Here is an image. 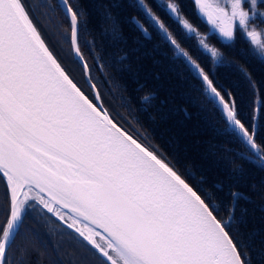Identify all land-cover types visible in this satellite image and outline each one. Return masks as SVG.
I'll return each mask as SVG.
<instances>
[{"label": "snow or ice", "instance_id": "snow-or-ice-1", "mask_svg": "<svg viewBox=\"0 0 264 264\" xmlns=\"http://www.w3.org/2000/svg\"><path fill=\"white\" fill-rule=\"evenodd\" d=\"M112 2L121 8L122 0ZM137 2L203 81L228 125L264 161L256 122L261 109L246 121L235 92L216 84L212 72L181 43L180 34L170 30L155 0ZM192 2L214 36L231 42L239 29L264 56V32L250 27L253 18L264 17L258 8L264 0ZM61 3L70 17L72 51L83 59L78 12L69 0ZM159 6L214 61L222 62L218 49L207 42L209 36L186 18L183 0H160ZM108 19L111 39L125 40L123 26L111 12ZM134 21L148 36L140 19ZM94 99L101 94H86L50 49L23 0H0V264H41L43 253L33 246L40 239L36 230L32 236L23 233L18 258L12 254L29 210L57 218L102 258L101 264H264V204L232 188L235 181L225 180L216 184L222 190L217 195L229 200L228 211L221 214L208 200L211 192L205 196L118 126Z\"/></svg>", "mask_w": 264, "mask_h": 264}, {"label": "trees", "instance_id": "trees-1", "mask_svg": "<svg viewBox=\"0 0 264 264\" xmlns=\"http://www.w3.org/2000/svg\"><path fill=\"white\" fill-rule=\"evenodd\" d=\"M23 2L38 28L46 33L47 42L62 54L71 70H78L83 75L71 50L70 21L58 0ZM69 2L79 15V43L83 57L91 76L101 84L103 97L118 122L157 149L205 196L211 192L208 200L221 214L228 211L229 200L222 194L217 195L222 190L216 188V184L225 180L235 181L230 185L232 188L243 191L256 204H264V163L230 128L218 105L204 90L203 81L191 71L183 57L176 55L174 47L143 13L137 0H122L119 9L112 0ZM155 3L157 12L169 20L170 30L180 34L181 43L212 72L216 84L221 89L235 92L240 100V114L246 121L251 122L259 105L257 132L258 140L264 146V104H261L264 56L239 29L231 42L214 36L210 25L199 17L192 0H183L186 18L201 30L202 35L209 36L210 46L220 51L222 62L214 61L199 45L198 39L188 35L168 16L166 9L159 6L160 0ZM109 12L123 26L125 40L114 42L111 39L113 23L108 19ZM134 18H139L149 29L148 36L136 26ZM133 36L137 39L133 40ZM156 73L160 74L158 79ZM145 96L149 99L145 100ZM3 206L0 198V209ZM33 230L40 233L35 245L47 249L51 256L55 254L58 246L52 242V236L26 214L22 236L13 246L15 258L19 255L23 233L32 236ZM100 259L85 244V264H101ZM41 264L50 263L43 259ZM51 264L60 263L52 258Z\"/></svg>", "mask_w": 264, "mask_h": 264}, {"label": "flooded vegetation", "instance_id": "flooded-vegetation-1", "mask_svg": "<svg viewBox=\"0 0 264 264\" xmlns=\"http://www.w3.org/2000/svg\"><path fill=\"white\" fill-rule=\"evenodd\" d=\"M258 8H259V11H264V4H259ZM250 25H252L253 27H260V28L264 29V17H260L258 15L257 17L253 18L250 21ZM41 32H42V30H41ZM52 48L57 53V55L61 59V61L63 59V61H64L63 64L65 65L67 70L71 73V75L75 77V80L79 82V85L82 86V89L86 91V94H89L90 98H94L95 96H94V92H93L92 87L85 82L84 69L82 68L83 69V75L78 70H77V72L71 70L69 64H67V62L64 60L62 54L60 55V53L55 49V47L53 45H52ZM90 78H91V81L93 82V84L96 85L98 92L101 94L102 102L105 105H107L106 99H105V97H103L104 95H103L101 84L97 83V80L95 79L96 77L91 76V73H90ZM107 107L109 108L108 105H107ZM55 221L59 222L56 219H55ZM62 225L63 224L61 222H59V227L58 228L56 227V230H52L51 232H48L51 236H56V237H59L60 239H62V242H61L62 248L59 250V254H58V251L55 249V254L53 255L54 256L53 259L56 262H59L60 264H85V243L80 241L75 236L74 233L70 232V230H68L66 228V226H64V225L62 226ZM51 240H52V242H54L53 238ZM70 251L74 252L73 253V255L75 256L74 258H76V260L74 262H73V259L71 257H69L68 252H70Z\"/></svg>", "mask_w": 264, "mask_h": 264}, {"label": "water", "instance_id": "water-1", "mask_svg": "<svg viewBox=\"0 0 264 264\" xmlns=\"http://www.w3.org/2000/svg\"><path fill=\"white\" fill-rule=\"evenodd\" d=\"M58 3H59V5H60V7H61V9H62V11L64 12V14L66 15V17L69 19V21H70V17H69V15L67 14V12H66V10H65V7L62 5V3H61V0H58ZM26 11H28L27 10V8H26ZM29 12V11H28ZM29 15H30V13H29ZM30 18L32 19V17H31V15H30ZM33 20V19H32ZM33 23L35 24V22H34V20H33ZM70 24H71V22H70ZM36 25V24H35ZM38 29V28H37ZM38 31H39V29H38ZM43 37V36H42ZM44 38V37H43ZM45 39V38H44ZM45 41H46V39H45ZM46 43L49 45V43L46 41ZM50 46V45H49ZM50 49L51 50H53L52 48H51V46H50ZM176 51V50H175ZM72 53H73V56H74V59L75 60H77L80 64H81V66H82V68L84 69V64L86 63V61L84 60V58L83 59H80L79 57H77L76 56V54H75V52L74 51H72ZM84 73H85V80H86V82H87V84L88 85H90V86H92L93 85V82L91 81V78H90V73H89V69L87 70V71H85L84 70ZM93 89V92H94V96L96 95V93L98 92V90H97V88L95 87V88H92ZM94 103H96L98 106H102L103 108H106L107 110H108V113H109V115L110 116H112L113 118H114V120H115V122H117L118 123V126H122L125 130H127L130 134H132L133 136H134V138H137L138 139V141H140L141 143H143L145 146H147V147H149L151 150H154V151H156L157 152V154L158 155H160L161 156V158H163L162 157V155H161V153L160 152H158L154 147H152V146H150L147 142H145L141 137H139L138 135H136V133H134V132H132L130 129H128L126 126H124V125H122L120 122H118V120L113 116V114H112V112L109 110V108L102 102V100L100 99V100H94ZM219 107V106H218ZM220 108V107H219ZM256 108H259V105L256 107ZM220 110H221V108H220ZM222 111V110H221ZM223 113V112H222ZM225 117V116H224ZM225 119H226V117H225ZM226 121H227V119H226ZM257 122V121H256ZM228 123V122H227ZM230 126V125H229ZM230 128H231V126H230ZM237 134L240 136V134L237 132ZM241 137V136H240ZM241 139H242V137H241ZM243 140V139H242ZM244 141V140H243ZM245 142V141H244ZM246 143V142H245ZM247 144V143H246ZM248 145V144H247ZM249 146V145H248ZM249 148L251 149V147L249 146ZM252 150V149H251ZM252 152L259 158V156L252 150ZM164 159V158H163ZM166 161V160H165ZM166 162H168V161H166ZM263 163H264V161H262ZM169 163V162H168ZM170 166H172L171 164H170ZM174 170H176L175 168H174ZM179 173V172H178ZM180 174V173H179ZM62 223V222H61ZM63 224V223H62Z\"/></svg>", "mask_w": 264, "mask_h": 264}, {"label": "rangeland", "instance_id": "rangeland-1", "mask_svg": "<svg viewBox=\"0 0 264 264\" xmlns=\"http://www.w3.org/2000/svg\"><path fill=\"white\" fill-rule=\"evenodd\" d=\"M246 7L248 5H245ZM250 27H253L252 25H250ZM257 29V31H262L264 32V29L260 28V27H254ZM46 36V33H44ZM28 214H30L32 217H34L35 219H37V221H40V225L44 227L45 230H56V227H59V222H56L55 219H53L48 213L42 212L39 213L37 210H29L27 212ZM63 226V225H62ZM53 241L55 242L56 245H58L60 243V238L56 237V236H52ZM36 240V239H35ZM34 240V244L33 246L38 248L39 251L41 253H43L42 257L40 258V260H46L47 262H49L51 264V260L54 256L49 255L48 250L45 249L44 247H40L39 245L36 246L35 243L36 241ZM38 243V242H37ZM69 257H71L73 259V262L76 260V258H74L75 256L69 255Z\"/></svg>", "mask_w": 264, "mask_h": 264}, {"label": "bare ground", "instance_id": "bare-ground-1", "mask_svg": "<svg viewBox=\"0 0 264 264\" xmlns=\"http://www.w3.org/2000/svg\"><path fill=\"white\" fill-rule=\"evenodd\" d=\"M61 242H62V239L60 240V243L57 245L58 247L56 246L57 247V251H59L62 248V243ZM73 253L74 252H72V251L68 252L69 255H72Z\"/></svg>", "mask_w": 264, "mask_h": 264}, {"label": "clouds", "instance_id": "clouds-1", "mask_svg": "<svg viewBox=\"0 0 264 264\" xmlns=\"http://www.w3.org/2000/svg\"><path fill=\"white\" fill-rule=\"evenodd\" d=\"M219 51V50H218ZM219 53H220V51H219ZM221 55V54H220Z\"/></svg>", "mask_w": 264, "mask_h": 264}]
</instances>
